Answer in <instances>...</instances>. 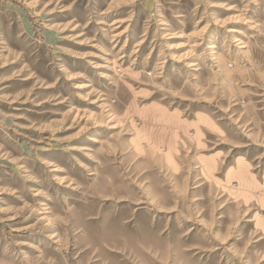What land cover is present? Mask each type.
<instances>
[{"label":"rangeland","instance_id":"obj_1","mask_svg":"<svg viewBox=\"0 0 264 264\" xmlns=\"http://www.w3.org/2000/svg\"><path fill=\"white\" fill-rule=\"evenodd\" d=\"M0 264H264V0H0Z\"/></svg>","mask_w":264,"mask_h":264},{"label":"bare ground","instance_id":"obj_2","mask_svg":"<svg viewBox=\"0 0 264 264\" xmlns=\"http://www.w3.org/2000/svg\"><path fill=\"white\" fill-rule=\"evenodd\" d=\"M114 24V23H113ZM213 46V45H212ZM99 142V141H98ZM82 149H84V147H82Z\"/></svg>","mask_w":264,"mask_h":264}]
</instances>
